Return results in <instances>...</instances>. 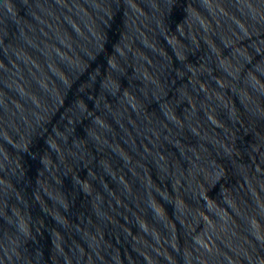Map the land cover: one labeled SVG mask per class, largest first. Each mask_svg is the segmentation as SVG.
Masks as SVG:
<instances>
[{
  "label": "water",
  "instance_id": "obj_1",
  "mask_svg": "<svg viewBox=\"0 0 264 264\" xmlns=\"http://www.w3.org/2000/svg\"><path fill=\"white\" fill-rule=\"evenodd\" d=\"M0 264H264V0H0Z\"/></svg>",
  "mask_w": 264,
  "mask_h": 264
}]
</instances>
